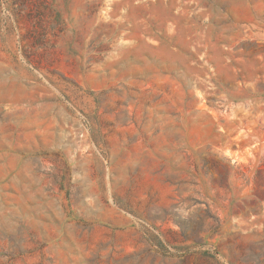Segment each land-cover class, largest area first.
Masks as SVG:
<instances>
[{"label": "rangeland", "instance_id": "374dc122", "mask_svg": "<svg viewBox=\"0 0 264 264\" xmlns=\"http://www.w3.org/2000/svg\"><path fill=\"white\" fill-rule=\"evenodd\" d=\"M0 264H264V0H0Z\"/></svg>", "mask_w": 264, "mask_h": 264}]
</instances>
